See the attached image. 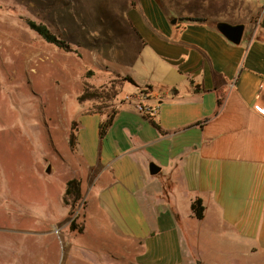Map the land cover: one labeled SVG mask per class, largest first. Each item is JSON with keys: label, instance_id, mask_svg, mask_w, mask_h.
Masks as SVG:
<instances>
[{"label": "crops", "instance_id": "crops-1", "mask_svg": "<svg viewBox=\"0 0 264 264\" xmlns=\"http://www.w3.org/2000/svg\"><path fill=\"white\" fill-rule=\"evenodd\" d=\"M129 4L134 67L112 64L134 85L119 87L103 139L109 111L73 120L91 174L79 235L93 236L61 223L64 264H264V0ZM218 24L243 26L240 43Z\"/></svg>", "mask_w": 264, "mask_h": 264}, {"label": "rangeland", "instance_id": "rangeland-1", "mask_svg": "<svg viewBox=\"0 0 264 264\" xmlns=\"http://www.w3.org/2000/svg\"><path fill=\"white\" fill-rule=\"evenodd\" d=\"M128 6L129 0H0V264L66 260L60 225L69 230L74 220L82 226L81 206L92 201L91 174L69 148L68 136L80 109H113L119 86L109 76L127 74L112 63L133 70L138 43L127 23ZM27 21L44 25L75 53L44 43ZM102 89L113 98L96 93L87 100L92 104L78 101L85 90ZM71 179L78 182L79 199L74 203L70 196L66 206L62 198ZM71 233L83 243L93 236Z\"/></svg>", "mask_w": 264, "mask_h": 264}, {"label": "trees", "instance_id": "trees-1", "mask_svg": "<svg viewBox=\"0 0 264 264\" xmlns=\"http://www.w3.org/2000/svg\"><path fill=\"white\" fill-rule=\"evenodd\" d=\"M192 21L193 22L194 21L199 22V20H192ZM26 25L29 28V30L32 31L33 33H35L44 43L51 45V46H53V47H55L61 51L67 52V53H75L73 50H71V48L64 41H61L59 38L54 36L44 25L36 24L34 22H31V21H27ZM123 83H128L130 85H134L133 81L128 77L118 78V86L120 87ZM147 90L148 89H144V90H141L140 92H142L143 95H146ZM96 93H98V94L100 93V94L104 95V97L106 99L113 98V96L110 94L109 91H104L103 89L100 91L99 90H91V91L85 90L82 93V95L79 96L78 101L84 102L87 100H93L96 98V96H95ZM112 118H113V111L110 110L106 116V119L99 125V128H98L99 139L104 138L105 134L107 133L108 129L111 126ZM72 128H71V132L68 136V146L71 150H73L75 147V124H74V127H72ZM72 195L74 196V200H75L74 203H75L79 199L78 182H76L75 180H71V181L67 182L65 185V190H64L63 198H62L64 205L68 206V198ZM71 208H73V206ZM190 209H191V212H192L193 216L195 217V219L201 220L202 213H203L201 201L196 200L195 202H193L191 204ZM71 215H72V212L70 213V216ZM68 228L71 232H74V231H77L78 233L82 232V227L76 226L74 220L70 223Z\"/></svg>", "mask_w": 264, "mask_h": 264}, {"label": "water", "instance_id": "water-1", "mask_svg": "<svg viewBox=\"0 0 264 264\" xmlns=\"http://www.w3.org/2000/svg\"><path fill=\"white\" fill-rule=\"evenodd\" d=\"M217 31L231 44L238 45L241 41L243 34V26H229L227 24H218ZM159 171L154 165L149 166V174L155 175ZM50 168L47 169L46 173L49 174Z\"/></svg>", "mask_w": 264, "mask_h": 264}, {"label": "built area", "instance_id": "built-area-1", "mask_svg": "<svg viewBox=\"0 0 264 264\" xmlns=\"http://www.w3.org/2000/svg\"><path fill=\"white\" fill-rule=\"evenodd\" d=\"M139 98H143L142 92H139ZM140 110H142V112L145 113V114L150 112V110H147L146 108H143V109L140 108Z\"/></svg>", "mask_w": 264, "mask_h": 264}]
</instances>
